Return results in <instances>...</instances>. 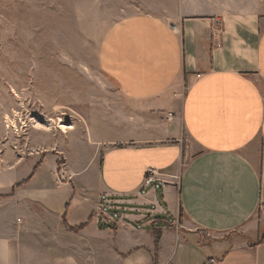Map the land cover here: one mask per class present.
Listing matches in <instances>:
<instances>
[{
    "label": "crops",
    "instance_id": "0c3cea01",
    "mask_svg": "<svg viewBox=\"0 0 264 264\" xmlns=\"http://www.w3.org/2000/svg\"><path fill=\"white\" fill-rule=\"evenodd\" d=\"M98 64L135 130L100 161L112 139L87 142L72 171L48 153L1 192L0 264H264V0L128 15ZM149 168L169 182L146 185Z\"/></svg>",
    "mask_w": 264,
    "mask_h": 264
},
{
    "label": "rangeland",
    "instance_id": "374dc122",
    "mask_svg": "<svg viewBox=\"0 0 264 264\" xmlns=\"http://www.w3.org/2000/svg\"><path fill=\"white\" fill-rule=\"evenodd\" d=\"M175 3L0 0V193L26 178L48 153L59 155L58 166L72 171L75 161L91 156L88 143L112 139L98 152L100 161L106 148L128 142L135 130V106L118 95L99 67L102 39L128 15L166 14ZM33 118L49 129L36 127ZM58 118L74 129L62 132ZM52 167L51 160L42 173ZM210 237L202 233L203 239Z\"/></svg>",
    "mask_w": 264,
    "mask_h": 264
},
{
    "label": "built area",
    "instance_id": "2783aa9c",
    "mask_svg": "<svg viewBox=\"0 0 264 264\" xmlns=\"http://www.w3.org/2000/svg\"><path fill=\"white\" fill-rule=\"evenodd\" d=\"M173 28H175V26H173ZM169 119H171L173 117V113H169L168 114ZM169 181L164 179L162 174L158 171V169L156 168H149L146 172V176H145V184L146 185H151L154 183H158L161 186H164L165 184H167Z\"/></svg>",
    "mask_w": 264,
    "mask_h": 264
},
{
    "label": "bare ground",
    "instance_id": "6f19581e",
    "mask_svg": "<svg viewBox=\"0 0 264 264\" xmlns=\"http://www.w3.org/2000/svg\"><path fill=\"white\" fill-rule=\"evenodd\" d=\"M33 120H35V118H33ZM8 122H10L9 117H8ZM35 122L37 123V124L35 125L36 127H37V125H39V126L44 127L45 129H49L48 125L38 123L37 120H35ZM12 123H13V126L16 128V127H17L16 123H15V122H12ZM55 123H56V125H57V128L60 129V130H61L62 132H64V133H68V130H70V129H71V130L74 129L73 126H67V125L63 122V120H62L61 118H58V121H56ZM52 125H53V124H52ZM56 125H55V126H56ZM55 128H56V127H55Z\"/></svg>",
    "mask_w": 264,
    "mask_h": 264
},
{
    "label": "trees",
    "instance_id": "16d2710c",
    "mask_svg": "<svg viewBox=\"0 0 264 264\" xmlns=\"http://www.w3.org/2000/svg\"><path fill=\"white\" fill-rule=\"evenodd\" d=\"M40 163H41V162H39V163L35 166V169H34V171L32 172L31 176L37 171L38 167L40 166ZM25 182H26V181H23V182L17 184V186H21V185L24 184ZM82 227H83V226H80V227H77V228H72V227H69V226H68V228L71 229V230H79V229H81ZM158 238H159V235L157 236V240H158Z\"/></svg>",
    "mask_w": 264,
    "mask_h": 264
}]
</instances>
